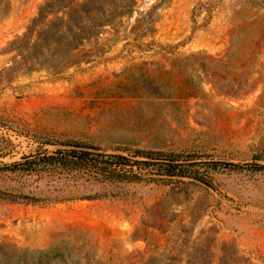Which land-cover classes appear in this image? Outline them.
<instances>
[{
    "label": "rangeland",
    "instance_id": "rangeland-1",
    "mask_svg": "<svg viewBox=\"0 0 264 264\" xmlns=\"http://www.w3.org/2000/svg\"><path fill=\"white\" fill-rule=\"evenodd\" d=\"M46 2L0 0V168L53 142L235 168L197 167L206 184L134 168L141 182L98 184V200L0 201V247L65 242L67 264H264V0H135L75 48L60 12L12 46Z\"/></svg>",
    "mask_w": 264,
    "mask_h": 264
},
{
    "label": "trees",
    "instance_id": "trees-1",
    "mask_svg": "<svg viewBox=\"0 0 264 264\" xmlns=\"http://www.w3.org/2000/svg\"><path fill=\"white\" fill-rule=\"evenodd\" d=\"M76 0H47L39 8L37 18L31 21L27 33L17 39L12 46L29 41L37 26H42L51 14L60 12L71 14L69 22L74 27L68 30L75 40L73 48L82 41L99 33L104 25L114 23L123 15H130L135 0H88L83 6L73 11ZM65 2H68L64 5ZM158 5H164L167 0H157ZM73 11V12H72ZM74 21V22H73ZM59 28L54 24L49 26L46 34L55 35ZM18 53L23 49L18 48ZM58 55V54H57ZM56 58V55L54 56ZM64 56H57L54 64L48 67L54 72L64 64ZM52 153L43 152L33 156L23 157L19 162L4 165L0 168V176L12 178L14 186L0 188V201L10 204H25L48 207L57 204L77 201H93L106 198V195L92 193L93 188L104 183H137L141 182L140 173L149 174L147 182H163L169 184L173 180L191 178L206 184L197 174V167L206 166L210 170L219 168H235L233 165L221 162L198 163L196 161H179L174 157H163L161 153L150 151H134L133 157L119 154H106L99 148L79 143H57ZM138 158V159H137ZM259 170L264 172V167ZM127 171L130 175L117 174ZM180 182V181H178ZM53 246L47 250L29 252L28 250L0 247V264H67L73 252L70 246Z\"/></svg>",
    "mask_w": 264,
    "mask_h": 264
}]
</instances>
